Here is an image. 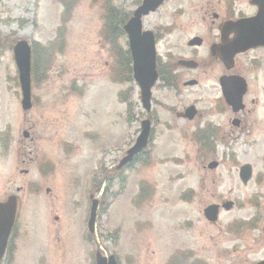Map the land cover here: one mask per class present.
Returning a JSON list of instances; mask_svg holds the SVG:
<instances>
[{"label":"rangeland","instance_id":"1","mask_svg":"<svg viewBox=\"0 0 264 264\" xmlns=\"http://www.w3.org/2000/svg\"><path fill=\"white\" fill-rule=\"evenodd\" d=\"M131 1L77 0L66 11L60 0H0V202L8 194L18 198L10 256L13 264H91L95 252L115 255L120 264H164L168 255L178 253L199 258L204 264H219L208 239L213 230L202 214V207L218 199L213 188L220 199L234 202L226 216L229 220L243 218L248 206L264 201L263 197L252 198L248 194L251 186L243 187L237 178H229L225 168L219 171L221 180L216 184L212 178L218 171L202 173L199 158L203 153L192 136L197 128L211 129L215 121L209 116L216 97L211 71L200 76L199 86H183L189 80L184 67H180L183 76L173 79L170 88L159 80L152 90L149 113L141 107L136 85L123 72L129 83L113 82H117L116 74L122 75L116 50L125 51V40L117 36L106 39L102 26L108 11L115 15V24L120 20V8L128 16ZM199 2L168 0L146 19L151 30L169 23L175 26L157 44L165 67L169 62L177 66L180 59L196 61L185 45L197 33ZM21 40L33 49V107L28 111L20 106L12 52ZM122 68L128 69V65ZM156 70L161 77L167 71L164 67ZM119 92L128 106L118 102ZM191 105L201 114L200 119L183 117ZM147 118L153 129L148 149L122 171L121 181L112 180L107 193L99 195L98 164L113 170L134 144L140 122ZM24 131L29 133L27 139ZM216 148L218 156L210 150L204 158L219 159L229 153L223 145ZM51 158L57 165L54 175L40 181L39 166ZM29 159L33 161L29 163ZM25 169L29 170L27 177L21 174ZM112 177L109 173L108 179ZM83 178L84 193L75 195L71 180L81 182ZM34 184L43 193H35ZM45 187L53 190L49 197L44 195ZM18 188L23 192H17ZM94 193L102 203L94 235L85 240L87 196ZM55 217L63 225L60 230ZM221 218L223 225L225 215Z\"/></svg>","mask_w":264,"mask_h":264},{"label":"flooded vegetation","instance_id":"2","mask_svg":"<svg viewBox=\"0 0 264 264\" xmlns=\"http://www.w3.org/2000/svg\"><path fill=\"white\" fill-rule=\"evenodd\" d=\"M263 1L200 0L195 23L197 33L187 39L185 45V50L196 61L191 60L193 65L191 67L184 66L183 68V71L188 74V81L194 83V86L200 85L202 82L200 76L207 71L213 73L212 79L215 81L212 91L216 97L209 114V116L212 115L215 118V121L208 134L205 133L208 130L206 129L207 127L201 128L202 131L196 138L200 151L215 150L218 156L217 144L223 145L229 151L226 157H220L219 159L199 158L202 162L201 170L203 175H207V170L215 173L225 168L227 175L230 176L229 178H237L243 187L251 186V191L248 194L255 199L264 198V123H262L264 119L260 117H264V22L256 19L259 9L257 4L259 5ZM167 2L168 0L154 13L143 18V30L153 32L157 44L161 36L163 34L166 36L170 35L174 31L175 26L169 23L165 27H155L151 30L146 23V19L159 12ZM141 3L142 0H132V9L128 11L127 17L123 8H120V28L121 37H123L121 40L126 39L124 27ZM116 53L119 56V67L122 73L123 50ZM160 64V67H164L167 70L164 76L166 81L177 80V77L183 76L178 64L176 66L175 63L169 62L167 67H165L167 64ZM169 75L173 78H169ZM122 76L123 73L120 79L123 78ZM225 79L228 82L234 80L231 83V87L229 86L230 91L235 92L241 89L244 91L241 99V109L238 112H235L226 104L221 93V82L225 81ZM237 84H240L241 87L239 88ZM200 117L201 114L198 111L197 118L200 119ZM29 160V163L33 161ZM47 160L50 161L44 160L42 161L44 164L39 166L41 167L40 181L51 179L54 175V169L57 165L52 158ZM25 162L26 160L22 159L21 163L25 164ZM130 166H127V169ZM124 170L125 168H116L114 173L121 174L118 178L120 181ZM98 171L101 178L99 180L100 185L96 186V189L104 192L108 182V169L105 165H100ZM218 172L212 178L214 184L221 180V173ZM241 172H243L242 176ZM21 174L27 177L29 170L25 169L21 171ZM243 177L247 179L245 184L241 180ZM84 181V178L81 182L71 180V190L75 195L84 193ZM34 186L36 185L34 184ZM36 188L38 187L36 186ZM16 191L23 192V189L18 188ZM33 191L39 195L43 193L41 189H35V187ZM44 191V195L47 197L53 192L49 187H45ZM213 191L218 196V199L207 206L217 207V220L207 224L213 230V235L208 239L215 249L214 260L219 262V264H264V201L262 204L257 202L248 206V215L243 218L229 220L226 216L233 210L234 202L220 199L216 187L213 188ZM227 192L230 194L232 190H227ZM11 197L12 194H8L6 199L0 204L5 203ZM92 197L91 194H88L89 204ZM76 202L81 203V201ZM98 202L100 208L102 202L99 200ZM228 203L232 206H230L231 209L226 210ZM205 207H202V214H204ZM223 214L225 215V223L221 225L223 223L221 218ZM3 217H6V215L0 213V220ZM54 221L58 222L57 230L63 228L59 217H55ZM85 240H87L86 237ZM117 262L120 264L118 259ZM10 263L11 260H9L8 264ZM164 264L204 263L199 258L178 253L168 255Z\"/></svg>","mask_w":264,"mask_h":264},{"label":"water","instance_id":"3","mask_svg":"<svg viewBox=\"0 0 264 264\" xmlns=\"http://www.w3.org/2000/svg\"><path fill=\"white\" fill-rule=\"evenodd\" d=\"M163 0H144L142 7L135 12L134 18L125 26L124 30L128 36L129 48L133 59V76L138 84L141 94V102L147 111L150 110L151 88L157 81L155 71V43L150 32L141 33V16L147 15L150 11L161 4ZM258 19L264 21V1L259 3ZM14 60L19 73V82L23 94L21 102L23 110H28L30 104V47L24 41L16 43L13 49ZM194 115L192 110L188 111V117ZM25 136H27L25 134ZM149 136V122H142V131L137 138L135 145L128 151L127 156L122 160L120 166L132 161L133 157L139 154L147 146ZM215 208L206 210L207 219H215ZM7 211V212H6ZM96 206L93 204L89 229L92 231L95 221ZM0 213L6 215L0 220V258L3 255L7 238L14 221L15 203L14 199L5 205L0 204ZM8 216V217H7ZM97 264H117L113 256L108 259L97 257Z\"/></svg>","mask_w":264,"mask_h":264},{"label":"trees","instance_id":"4","mask_svg":"<svg viewBox=\"0 0 264 264\" xmlns=\"http://www.w3.org/2000/svg\"><path fill=\"white\" fill-rule=\"evenodd\" d=\"M115 19H116L115 15L112 16L111 13H109L108 24H106L105 28L107 29L108 34L113 36H118L119 30L117 26L119 25V20H118V24H115ZM127 73L130 74V71L127 70ZM124 82L127 83L126 80Z\"/></svg>","mask_w":264,"mask_h":264}]
</instances>
